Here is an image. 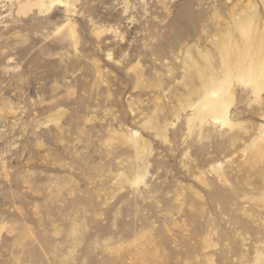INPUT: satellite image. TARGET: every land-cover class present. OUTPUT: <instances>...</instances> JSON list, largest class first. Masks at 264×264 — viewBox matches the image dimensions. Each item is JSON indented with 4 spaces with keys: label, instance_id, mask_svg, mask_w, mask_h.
<instances>
[{
    "label": "rangeland",
    "instance_id": "1",
    "mask_svg": "<svg viewBox=\"0 0 264 264\" xmlns=\"http://www.w3.org/2000/svg\"><path fill=\"white\" fill-rule=\"evenodd\" d=\"M245 39L264 0H0V264H264Z\"/></svg>",
    "mask_w": 264,
    "mask_h": 264
},
{
    "label": "bare ground",
    "instance_id": "2",
    "mask_svg": "<svg viewBox=\"0 0 264 264\" xmlns=\"http://www.w3.org/2000/svg\"><path fill=\"white\" fill-rule=\"evenodd\" d=\"M247 49L243 52V57L247 60H253L256 56H264V41L259 39H245ZM254 47V51L250 50ZM250 50V51H249ZM254 61V60H253Z\"/></svg>",
    "mask_w": 264,
    "mask_h": 264
}]
</instances>
